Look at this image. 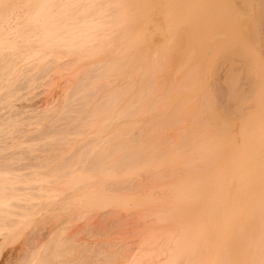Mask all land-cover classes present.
<instances>
[{
  "label": "bare ground",
  "instance_id": "bare-ground-1",
  "mask_svg": "<svg viewBox=\"0 0 264 264\" xmlns=\"http://www.w3.org/2000/svg\"><path fill=\"white\" fill-rule=\"evenodd\" d=\"M146 3L147 0H0V80L12 84L18 71L27 65L35 74L46 72L49 79V71L55 72L56 79L73 77L71 82L64 78L57 105L50 110L42 108L31 123L39 128L45 121L51 126L69 112L74 115L68 114L67 117L72 115L68 122L75 118L63 130L57 131L52 125L54 130L49 127L51 132H44L47 124L43 130L40 128L42 131L36 130L37 142L55 136V145L60 141L65 146L70 144L68 152H60L63 155L49 151L32 165L26 159L33 168L25 173L20 172L26 169L24 163L20 167L13 163L12 167L7 161V166L2 163L7 156H0V248L16 240L18 231L26 226L37 225L31 219L35 214L68 209L70 202L66 200L72 197V207L78 206L79 211L82 207L90 210L116 205L155 215L154 230H150L155 236L143 241L128 264H260L264 260V116L258 120L261 116L255 114L264 111V66L261 63L260 68L256 61L253 65V60L246 61L247 65L243 60V67L235 66L231 61V53L238 48L232 39L235 31L227 26L229 4L222 14L225 31L228 29L232 37L227 33L206 56L204 34L215 28L217 13L211 12L209 0H191L184 16L169 24L171 29L185 22L189 31L197 35L183 56L184 70L168 82L159 83L154 76L167 66L165 54L148 59L142 41L134 37L137 27L132 15L143 16ZM194 8L196 15L192 13ZM263 15L260 17L264 20ZM253 19L250 31L258 32L254 27L263 20ZM263 25L256 27L264 28ZM221 60L228 61L230 68L216 71ZM221 71L222 76H217L212 85L202 78V72L213 76ZM244 78L251 85L249 95L241 99L245 95L240 93L241 86L246 85ZM15 90L8 95L15 94ZM78 99L83 101L77 106L73 103ZM252 105L259 108L250 112L246 108ZM47 110L52 112L48 114ZM224 111L255 120L238 127L234 136L227 127L231 119L223 115ZM18 121L15 125L12 119L10 125L17 128ZM23 128L20 129H27ZM172 130L178 132L169 134ZM12 133L9 135L14 136ZM26 140L31 142L30 138ZM17 143L22 144L21 140ZM76 143L81 144L76 146L78 150L69 153ZM12 156L10 159L15 160ZM143 179L152 183V191H148ZM35 191L50 200L33 201ZM28 193L32 196L26 197ZM31 232L22 242L26 249L33 242ZM53 239L39 246L34 256L32 251L30 259L27 256L36 245L30 251L23 248L28 254L23 252L21 256L16 254L17 246L14 258L11 252L10 256L20 258L19 262L6 256L4 263L55 264L54 260L63 257L70 245L69 250L74 251L72 244L66 246L69 238ZM158 257L160 261H156Z\"/></svg>",
  "mask_w": 264,
  "mask_h": 264
},
{
  "label": "rangeland",
  "instance_id": "rangeland-1",
  "mask_svg": "<svg viewBox=\"0 0 264 264\" xmlns=\"http://www.w3.org/2000/svg\"><path fill=\"white\" fill-rule=\"evenodd\" d=\"M170 2H172V3H169V0H147L146 7L143 11V13H144L143 16H140L139 13H135L134 15H132V19L135 21L136 27H137V29H136L137 34L134 37L137 40L139 39L142 41L141 44L145 50L144 52L147 54V58L149 59V58L158 57L160 55L165 54V63L167 66L165 68H163L160 72L156 73V76H154L155 80H157L159 83H166L169 80L179 76L183 72L184 66H183V64H181V62L184 61L183 56H184L185 52L188 51L189 48L192 46V42H193L194 38L197 36V35L193 34V32L189 31V29H190L189 24H187L185 22L178 23L177 25H175L171 29L169 28V24L171 21L176 20L177 18H179L181 16H184V14L186 13L185 11L188 8L191 0H170ZM228 4H229L228 7L231 8V16L229 18V23H227L228 24L227 26L229 27L230 31H233V29H234V31H235V32L233 31L234 37L230 36V33L227 32L228 29L225 31L226 23L224 22L225 21L224 15L222 13L225 9V6ZM262 6L264 7V0H209V8H210L211 12L217 13V17L215 19V23H216L215 28L212 31L206 32L204 34L206 37L205 38V44L207 46V49L205 51L206 56H209L212 54V52L215 49L218 42L221 39H224L228 33L229 34L228 36L230 38L232 37V39H235L236 48H238V49H234L237 51L232 52L230 55V56H232L231 61L235 62V66L242 64L243 60L245 61L244 65H247L246 61L251 62L253 60L252 61V62H254L253 65L255 64V61H256L257 63L259 62L260 66L259 65L258 66L260 68H261V63L264 66V28L259 26L260 28H262V29H259V27H256V26H258L259 23L261 26L264 23L262 16L260 17L261 14H264V12H263L264 9L261 8L263 10L262 11L259 8ZM259 10H261V13ZM256 11H257V13H256ZM193 12L195 15L197 14L196 9L193 10L192 13ZM258 13H259V16L255 15ZM254 15L256 17H254ZM252 16L254 18H256L257 21H258V19L263 20V21L259 20L258 23H256V26L254 27V29L258 28V32L260 30L259 33L257 32L256 29H255L256 31L255 30L250 31V30H252V29H250V27L253 25V21H252L253 17ZM263 18H264V15H263ZM256 19H253V20L256 21ZM248 30L250 33L254 32V31L255 32L251 33L249 35V33L247 32ZM245 32L248 34H246ZM244 38H247L246 40H248V41H246ZM247 56H249L248 58H251V59L249 60L247 58ZM244 58H246V60ZM64 61L66 62V58ZM60 62L59 63L57 62L55 64H60ZM50 65L51 64H49V66ZM196 66L197 65H195V67ZM248 66H249L248 67L249 69L253 68L251 65H248ZM26 67H28V68L22 69V72H24V73H22L21 70L18 71V73L16 74V78L12 84L9 85L8 81H4L5 83H3V81L0 80V98L4 95L3 96L4 98L2 100H0V104H2L1 106H3V107H0V121L2 123H4V124H2L0 122V125L2 124V126H0V127L3 128L2 130L0 128V130H1L0 142H1V139L3 140L5 136L6 137H5L4 141L7 140V142H5L6 145H4V141H2L3 143L2 142L0 143V147H1L0 150L3 151V152L0 151V156L3 158L6 156L9 157V158L6 157L5 158L6 160H4V161L2 160V163L4 162L3 164L6 163V165L8 164L7 161L8 162L10 161L12 163V164H10V162H9V164L11 166L13 165V163L16 165L18 164L17 166L15 165L16 167H20L21 165L24 166V164H25L26 169L22 167L23 169H25V171L21 169L20 172H22V173L29 172L33 168L29 165L30 164L29 161L30 162L32 161L31 165H32V163L34 164V162H38L39 160L44 158L49 151H51V153L50 152L49 153L52 155L54 153H56L57 155L61 154L60 152H65L66 150H67V152L69 151L70 146H68V145H70V144L65 143V144H67V146H68L67 147L63 144L64 142L62 143L61 141H60V143L63 145H61L58 142V144H56L58 146V148H53L56 146L55 143H57L56 142L57 138H55V136H54V138L49 139L51 142L49 140H46V139L38 140V142H37L36 140H37V136H38L39 132H36V130H41V129L43 130L45 125L47 123L49 124V122L44 121L43 122L44 124L42 123L39 126V128L34 127L36 125L34 123H31V122H33V118H35L34 116H36L37 114L39 115V113L42 112V108H43V110L46 108L48 110H50L52 107L57 105V103L59 102V98H61L59 96V94H60L59 92H61V91H59V90L64 86V84H63V81L65 80L64 78H67L70 82L73 80L72 79L73 77L70 78L69 75H68L69 77L65 76V77L60 78V79H56L55 77L53 78V76L55 74V72L53 73V71L52 72L49 71V74L51 75L50 79H49V75L47 76L46 72H44V73L39 72L38 74H35L36 72L34 69H33L34 71L32 70V68H30L31 69L30 70L28 65ZM51 67H53V65H51ZM242 67H243V64H242ZM255 67H257V65ZM229 68H230V66H228V61L221 60V61L217 62L216 71L223 70V69L226 70ZM248 68L246 69V67H245L246 70H248ZM245 69H243V70H245ZM253 70H254V68H253ZM222 73H223L222 71L219 73L217 72L216 75L212 76L208 73L202 72V78H203V80H205V82L207 84L212 85V83H214L215 80H217V76H222ZM5 76H6V74L3 75V77H5ZM52 78H53V81L55 80V82H52V85H51ZM243 81H244L243 84H246L248 86H246V85L241 86L242 89H241L240 93L241 92L245 93V95L243 93H242L243 95L241 94L242 95L241 99H245L246 96L249 95L248 94L249 93L248 87H249L250 83L249 82L245 83V82H247V80L245 81V78ZM11 89H13V90H11ZM15 89L17 90V92ZM14 90L16 92L15 94L11 93V95H8V93L10 94V91L13 92ZM244 90H245V92H244ZM10 96H12V97H10ZM78 100H80V99H78ZM78 100H75V102L73 104L78 106L79 103L83 101V99L80 101H78ZM251 103H253V102H250V104ZM47 104H48V106H47ZM247 105H249V104H247ZM247 105H246V107H247ZM242 106H244V105H242ZM254 106L255 105H252L251 108L249 107L246 109L248 111L250 110V112H252L253 110H257L259 108V107H254ZM246 109H243L245 111V113L248 112V111H246ZM48 110H47V113L49 114L50 111H48ZM228 113L229 112L224 111L223 115L227 114V117H230L231 120L227 123L228 124L227 127L230 129V134H233L234 136H236V131L238 130V127H244L247 124H249L251 121L255 120L254 118H252V116L249 117L250 119L249 118L245 119V118H240V116L238 114L234 115V114H231V113L228 114ZM241 113H244V112L242 111ZM68 114H67V116H68ZM70 114L74 115V113H70ZM255 114H256V116H261L260 118H258V120H261L262 117L264 116V111L259 110ZM72 115H70V116H72ZM62 116L65 117L64 114ZM67 116H66L67 119L66 118L63 119V117L57 118L56 121L53 122V124L51 123V126H49L47 124L48 126L46 125V127L44 128L43 131L45 132V130H47V132L50 133L51 131L49 132V129H50L49 127H51L50 130H52L53 127L57 128V129L61 128L63 130L62 127L67 126L68 123H70L73 119H75L73 117V119L70 122H68L69 121L68 118H70V116L69 117H67ZM7 118L8 119L11 118V119L8 120ZM12 119L14 120V124L16 121L19 120L18 121L19 123L17 124L18 125L17 128L15 127L16 124L12 125L13 127L10 125V124H13V123H11ZM2 120H4V122ZM20 122L23 123L24 125L20 124ZM65 122H67V124ZM256 124L253 127H255ZM5 125H7L6 127H8V129L10 128L12 131L15 129H18L19 127L20 128L25 127V128H27L26 130L28 132L26 130L24 131L23 130L24 128L23 129L19 128L21 130V132L19 129H18L19 130L18 132L14 131L17 135L16 136L15 134H13L14 132L12 133V131H10L12 133V135H14V136H11V134L9 135L10 132L7 131L8 129L5 127ZM52 125H53V127H52ZM33 128H34V130H33ZM64 128H66V127H64ZM4 131H6V132H4ZM57 131H59V129ZM34 132L36 133V135ZM174 132H178V131L172 130L169 132V134L171 133L173 135ZM4 133H8V134H4ZM21 134H22V137H21ZM33 134L36 136V138ZM7 135H9V137L11 136L12 139L11 138L9 139ZM18 136H19V138H18ZM14 137L18 138V139L15 138V143L20 142V140L22 142L21 145H19V143H17L19 145L18 147H16L17 144L14 145L15 144L13 141ZM58 137H60V136H58ZM26 138L27 139L30 138L31 142H29V140H26ZM52 139H54V140L56 139V141H52ZM233 139L234 138H232L229 141V143H232ZM23 140L25 142L26 141L27 142L25 143ZM168 140L170 141V138ZM10 141H11V143H10ZM47 141L49 143H52V145L51 144L49 145V143ZM44 142H45V144H44ZM53 142H55V143H53ZM7 143H8V145H7ZM28 143H30L31 145ZM26 144H28L29 146H27ZM42 144H44V146ZM72 144L73 143H71V145ZM11 145L13 147L15 146L14 148H17V149H13V147H11ZM45 145H47V146H45ZM77 145H81V144L76 143L75 145H73V146H75L73 148L76 149ZM61 146L63 148H61ZM8 147H10V148H8ZM21 147H23V148H21ZM44 147L46 150L43 151ZM18 148H20V149H18ZM34 148H36L38 151L35 150ZM47 148H49V149H47ZM51 148H52V150L53 149H55V150L52 151ZM79 148H80V146H79ZM74 149L70 150L69 153H71V151L76 152L78 150V149H76V150H74ZM29 151H31V152H29ZM41 151H43V152H41ZM33 152H34V154H36L37 157L40 156V159H39V157L38 158L35 157ZM20 154H22V155H20ZM66 154L64 153L65 156H66ZM71 154H73V153H71ZM10 155L11 156L14 155L16 157L15 160L10 159V157H11ZM43 155H45V156H43ZM61 155H63V153ZM14 156H12V158ZM20 157L22 159H20ZM26 159H28L29 161ZM26 161H28V162H26ZM9 164L7 166H9ZM12 167H14V165ZM142 182L146 186L148 191H152L153 187H152L151 182L147 181L146 179H143ZM35 192H37V191H35ZM41 193H42V191H41ZM38 194H40L39 191L37 192V196L34 194L35 195L34 197H36V198L33 201H36V199H37V202H38V200L40 199L39 202L44 203V202H47L50 200L49 197H44V193L39 195L40 198H39ZM27 196L28 197L32 196V193H31V195H29V193L26 194V197ZM41 198L42 199L44 198V201ZM71 199H72V197H69L68 198L69 201L66 200L67 202H70L69 203L70 207H68V209L67 208L62 209V211L60 210L61 212L57 211V210L55 211L54 209L50 210V212L49 211H46V212L41 211L44 213L40 212L41 214L37 213L34 215L35 218L31 217L32 221L37 222L36 224L38 226L35 225L34 223L26 226L21 231H18V233H20V235L18 234L20 237L17 235L16 236L17 239L12 241L13 243L8 242V243H5L4 245H2V247L0 248V254H1L0 255V259H1L0 262H1V264H6L7 263L6 261L8 259H10L9 257H11V256L14 258L12 253H15V251H16L15 249L17 246H18L17 247L18 249L16 251V254L20 253V256H21V254L23 255V252L27 253L26 251H28L29 248H31V246H33V248H34V246L36 245V247H35L36 249L34 248L35 250L34 249H32L31 251L29 250L30 251L29 254L27 253L28 256H27V254H24L25 255L24 257L27 256L30 259L32 256H34L37 253V250H39L41 248L39 246H42L43 243L45 244L46 242L47 243L51 242V239L54 240L53 238H55V237L60 238L57 240L69 238L66 241H69V242H70V240L75 241V243L74 242L72 243V241H71L70 243L67 242V244H66L67 247L70 244H72L74 246L73 247L74 251L69 250V249H71V245H70L69 249L66 248L67 257H65L66 256V254H65V255H63V257H58L57 259H55L54 260L55 262L62 260L65 262H73V264H123V263L128 264L129 260H131V256H132L131 254L135 255L134 253H138L137 251H139V247H141V244L143 243V241L145 239H148L149 237L155 236L154 232L150 231V230H154L153 229L154 228L153 217L155 216L154 214L142 212L140 210L138 211V210L130 209V208L125 209L126 207H121V209H120L119 208L120 206L118 207L116 205H114V206L110 205L111 207L108 205L107 207L105 206L104 208L101 207L99 209L95 208V209H90V210L85 209V208L82 209L83 208L82 207V208H80V211H79L78 206H77L78 208L75 207L76 209L72 207V206H74V203ZM20 202L22 204L24 203V201H20ZM72 209H75V211L73 212ZM70 210H72V212ZM67 211H69V212H67ZM49 214H51V215H49ZM56 214H57V216L53 217L51 219V217L53 215H56ZM40 217H46V219L45 218L42 219ZM39 219L41 220V222L39 221ZM39 222L42 223L43 225L40 224L41 225L40 226ZM52 224L54 226H52ZM51 227H53L54 229ZM26 230H27V232H26ZM30 231H33V232H31L32 237H33L31 239V241H33V242L31 243L32 245H30V244L26 245L27 247H29V248H27L28 249L27 250L26 248H24L25 243L22 244V242H24V240H25L24 238H26V236H28L30 234L29 233ZM34 231H36L37 233L33 234ZM24 233L25 234L28 233V234L25 235ZM42 235H43V237L44 236L45 237L43 238ZM58 235H59V237H57ZM47 238L49 239V241L47 240ZM27 239L28 238H26V240ZM40 240H41V242H40ZM31 241H29V243ZM63 241H65V240H63ZM20 244L23 245V246H21L22 249L20 248ZM7 248L9 249V251ZM23 248L26 251H24ZM12 249L14 252L12 251ZM19 249H21L22 252ZM32 251L34 254L33 255L31 254L32 256L29 257V255ZM68 251L69 252L71 251L69 253V255H68ZM10 252L12 255L10 254ZM3 253H5V255ZM6 256H8V257H6ZM80 256H82V259H80L81 258ZM89 256H90V258H89ZM5 257L8 259H6ZM83 257H84V259L86 257H88V258H86L88 260L85 261L86 259L84 260ZM4 258L6 260L3 261V263H2V260H4ZM13 258L10 260H14ZM16 259H18V262H19L20 258L15 257L14 261H16ZM29 259L26 258L25 260L28 261ZM156 261H160V257H158ZM4 262H6V263H4ZM9 262H13V261H9ZM21 262L22 261H20V263ZM16 263L17 262H14V264H16ZM8 264H12V263H8ZM53 264H54V262H53Z\"/></svg>",
  "mask_w": 264,
  "mask_h": 264
},
{
  "label": "snow or ice",
  "instance_id": "snow-or-ice-1",
  "mask_svg": "<svg viewBox=\"0 0 264 264\" xmlns=\"http://www.w3.org/2000/svg\"><path fill=\"white\" fill-rule=\"evenodd\" d=\"M43 264H52V262H43ZM55 264H73V262L56 261ZM260 264H264V260H261Z\"/></svg>",
  "mask_w": 264,
  "mask_h": 264
}]
</instances>
